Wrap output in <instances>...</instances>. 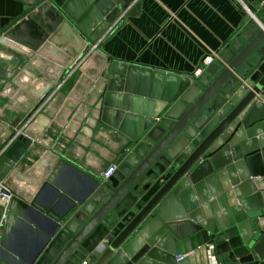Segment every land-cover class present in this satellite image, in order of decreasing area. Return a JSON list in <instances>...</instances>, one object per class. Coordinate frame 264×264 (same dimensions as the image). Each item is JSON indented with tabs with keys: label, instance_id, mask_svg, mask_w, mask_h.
Instances as JSON below:
<instances>
[{
	"label": "water",
	"instance_id": "95a60500",
	"mask_svg": "<svg viewBox=\"0 0 264 264\" xmlns=\"http://www.w3.org/2000/svg\"><path fill=\"white\" fill-rule=\"evenodd\" d=\"M132 2L36 0L0 32V50L20 60L4 88L21 87L0 108V133L9 112L23 132L0 157V182L15 193L0 201V264H82L90 255L92 264H209L210 244L228 264H264V22L253 20L194 77L92 53ZM44 11L55 30L27 33V19ZM54 85L43 114L21 128ZM76 134L77 144L93 139L80 157L91 173L71 161L76 143L66 152ZM70 172L88 180L84 191L70 190Z\"/></svg>",
	"mask_w": 264,
	"mask_h": 264
},
{
	"label": "crops",
	"instance_id": "0c3cea01",
	"mask_svg": "<svg viewBox=\"0 0 264 264\" xmlns=\"http://www.w3.org/2000/svg\"><path fill=\"white\" fill-rule=\"evenodd\" d=\"M244 2L249 5V11L243 9L242 5L236 0H134L128 9L121 13L103 35L100 36L92 53L100 51L111 60L136 63L141 66L196 77L195 72L199 66L205 69L210 66L205 67L203 63L204 58L208 54L215 57L214 62L220 60L221 51L229 48L233 40L238 38L253 20H256L263 26L264 0H244ZM33 3L31 0H0V32L19 20ZM135 5L138 7V10L134 14L129 15L128 11L132 10ZM42 16L41 19H27L29 24L24 30L39 38H43L45 34V31L42 32L41 28L46 30L48 34L53 32L57 23L51 22V25L45 27L43 19L51 20V15L47 11H44ZM31 23L35 24L32 25L35 31L28 27ZM92 53L91 49L87 52L85 55L86 59L82 65L88 64L91 61ZM35 54H38V51ZM27 59V62H29L31 57H27ZM49 60L55 61L56 59L55 57H49ZM19 61L15 55L0 50L1 109L9 104L16 89L21 88L16 84H13L10 88H4L6 82L13 81L12 77L4 73L11 71ZM25 67L26 64L22 65L17 73ZM23 80H27L26 77H23ZM244 83L247 85V81H244ZM56 86L54 85L40 99V101H44L40 104L37 115L34 118L28 119L26 117L27 119L25 118L20 121L19 126L21 128L26 125L29 126L37 116L43 114L44 109L53 99L50 96ZM262 94H264V89L262 90ZM81 102L89 105L91 108V104L86 103L85 99ZM164 114L165 111H163L161 116ZM16 116L14 112H9L7 114V122H2L5 128L0 133V157L3 155V151L7 150L18 139L19 135L23 133H19V129L11 127L10 123H8V121L14 120ZM160 117L156 119L159 120L158 118ZM9 129L12 135L5 134ZM63 129H65V126ZM60 135L62 136V133ZM42 136L45 135L42 134ZM34 144L39 149L43 148L36 140ZM71 147L72 145L70 146L69 143L66 152ZM27 155L31 156V153ZM70 159L85 171L91 173L90 170L84 167L85 157L79 160L74 157H70ZM251 178H253L252 175ZM257 178H261V176ZM65 181L74 193H78L79 190L84 191L86 185L89 184L88 180L83 177L80 178L71 172L66 175ZM154 181L151 177L143 178L140 184L144 187L148 182L154 183ZM4 185V181H1L0 188ZM156 186L157 183L151 186L142 198L148 197ZM58 199L56 198L55 200L57 201ZM64 205H66V201L62 200L59 202L58 207L63 208ZM0 232H3V227H0ZM20 234L28 237V232L24 230L21 231L20 229ZM217 257L224 264L230 263L227 253L217 255ZM85 260L90 264L93 263L91 255Z\"/></svg>",
	"mask_w": 264,
	"mask_h": 264
},
{
	"label": "built area",
	"instance_id": "2783aa9c",
	"mask_svg": "<svg viewBox=\"0 0 264 264\" xmlns=\"http://www.w3.org/2000/svg\"><path fill=\"white\" fill-rule=\"evenodd\" d=\"M238 1L243 9L249 11L250 10V7L249 5L244 2V0H236ZM215 60V57L211 54H208L204 60H203V63H204V66H209L211 65ZM205 68L202 67V66H199L195 72L196 74V77L200 76L202 71L204 70ZM159 119V118H158ZM117 169V165L112 162L109 164V166L107 167V169L105 171H103L102 173V177L104 178H108V176H110L115 170ZM14 192L8 188L6 185H4L2 188H0V201L4 202L5 204L8 203L11 198L14 196ZM184 256H186L185 254H178L176 256L177 260H181L182 258H184ZM208 257H209V264H224L222 261H220L215 253V248H214V245H208ZM82 264H90L88 263V261H83Z\"/></svg>",
	"mask_w": 264,
	"mask_h": 264
},
{
	"label": "bare ground",
	"instance_id": "6f19581e",
	"mask_svg": "<svg viewBox=\"0 0 264 264\" xmlns=\"http://www.w3.org/2000/svg\"><path fill=\"white\" fill-rule=\"evenodd\" d=\"M31 30L35 31V28L32 25L28 26ZM90 134V133H89ZM97 137L99 138L100 141L103 142H107V144H109V146L115 148L118 147V142H113L111 140H109L107 132L106 131H100L96 133ZM80 144H75L74 148H75V152L72 154V156L74 158H80L82 156L83 153V148H82V144L86 143L87 140L85 137H83V139L79 140ZM67 144V141L65 142V145ZM64 146L61 148L63 149ZM31 187H28V190H30Z\"/></svg>",
	"mask_w": 264,
	"mask_h": 264
},
{
	"label": "rangeland",
	"instance_id": "374dc122",
	"mask_svg": "<svg viewBox=\"0 0 264 264\" xmlns=\"http://www.w3.org/2000/svg\"><path fill=\"white\" fill-rule=\"evenodd\" d=\"M78 132H81V129L78 131ZM78 134V133H77ZM77 134L75 135V137L71 140V143H70V146L73 145L74 143H76V136ZM91 141H93V139L91 137H87V142L82 144V147H83V153L86 155L89 151H90V143Z\"/></svg>",
	"mask_w": 264,
	"mask_h": 264
}]
</instances>
